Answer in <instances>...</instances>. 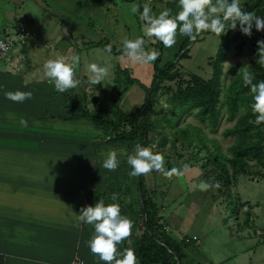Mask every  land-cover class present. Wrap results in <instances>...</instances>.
<instances>
[{
  "label": "crops",
  "instance_id": "crops-1",
  "mask_svg": "<svg viewBox=\"0 0 264 264\" xmlns=\"http://www.w3.org/2000/svg\"><path fill=\"white\" fill-rule=\"evenodd\" d=\"M36 3L0 0V36L22 25L29 39L15 45L12 53L27 45L30 52L44 51V57L47 53L46 61L64 41L59 32L67 22H61L58 14L67 16L57 12L38 21L35 11L47 14L49 4L45 0L40 6ZM67 4L61 0L58 5L66 11ZM68 24L71 30L72 22ZM10 59L0 61V264H103L86 246L92 227L83 222L73 226L80 209L98 200L89 192L103 190L110 174L98 162L94 140L98 130L87 121L51 118L50 114L72 112L62 108V96L52 94L43 76V62L40 70L33 64L32 69L22 66L21 73H11L15 65ZM7 75L18 78V84L5 81ZM18 90L30 91L31 99L19 103L5 97V93ZM21 117L26 124L20 123ZM165 209L161 208L160 216L168 235L178 242L190 238L187 234L179 239L171 236ZM227 222H221L218 240L208 230L193 234L197 242L192 243L200 249L195 254L182 252L179 264H257L251 238L246 235L250 226H229ZM242 241H246L245 249L236 253L233 246Z\"/></svg>",
  "mask_w": 264,
  "mask_h": 264
},
{
  "label": "rangeland",
  "instance_id": "rangeland-1",
  "mask_svg": "<svg viewBox=\"0 0 264 264\" xmlns=\"http://www.w3.org/2000/svg\"><path fill=\"white\" fill-rule=\"evenodd\" d=\"M45 1L49 4L47 7L48 13L44 15L40 10L35 11L40 16V19L37 18L39 19L38 21H45L44 19H46L47 15L51 16L57 12L63 14L65 12L67 16L58 14L61 22H67L66 24L64 23V27L59 32L60 37H63L64 41L60 42L55 51L53 50L48 54V58L54 59L57 56H64L66 60H70L73 54L79 55L80 62L75 71V78L80 83L73 90L75 95H79L85 99L87 107L92 111L97 109V101H99L101 108L106 110H110V108L106 102L102 101L96 85L88 83L89 76L91 75L88 71V65L95 63L107 68V75L100 81V84L104 88L115 87L116 85L123 87L126 85L125 81L127 78L148 86L152 79V64L154 61L148 64L131 62L123 54L122 40L124 38L134 39L136 36L144 35V23L139 16L140 6L144 7L147 4L153 9V13L157 14L164 8L169 9L171 15H174L179 10L177 6L178 0H152L151 2H146L145 0L141 2L102 0L99 5L94 4L90 0H67L68 4L65 5L66 11L58 5L61 0ZM36 2L40 6L42 0H36ZM134 6L138 8V12L135 14L132 12ZM69 20L72 22L71 30L68 28V26H71L68 24ZM223 35L218 37L212 33L203 32L197 41L190 44L187 38L178 35L177 43L173 48H161V65L172 62L178 54L181 45L185 43L187 45L186 49L189 51V59L181 60L177 64V69L182 74L183 80L187 81L190 74H195L205 80L209 79L212 72L210 63L216 56ZM253 35L256 42L257 40H264V35L261 32L255 31V29H253ZM145 40L146 49L158 50L154 38L145 37ZM106 46H110V51L106 50ZM253 51V46L250 42L245 44L240 54H237L233 44L229 46L222 64L221 102L224 100L227 85L234 79H241L245 71L249 72L250 62L254 58ZM10 57L11 62L15 65L14 67L11 66L12 64L9 65L13 70L11 73H19L22 66L32 69L33 64L37 65L35 66L36 70H40L39 65L42 64L41 61L43 64L45 63L47 53L44 57V51L40 52V50L34 49L30 52L29 47L26 45L21 50L18 48ZM15 78V76L7 75L5 81H10L14 86V84H18L19 82L18 78ZM44 79L49 83L45 77ZM7 82H4L3 85L8 86ZM49 84L50 86L52 85L51 83ZM168 88L175 90V83H165L158 93L154 111L159 114V118L168 116V105L166 102ZM143 98V90L134 83L127 87L126 92L118 100L117 105L120 110L131 112L143 102ZM220 112L219 125L215 131L211 130L208 124L198 122L193 114H186L175 127L186 128L189 126L201 129L202 138L206 144L211 147V142L208 139H214L221 152L228 154L227 150L234 143V138L224 137L223 132L234 125L239 114L233 121H229L226 109L222 104ZM175 127L170 126L163 130H158L157 133L153 134V142L149 147L153 152L159 153L164 157L166 169L173 167L182 169L184 165H188L187 170L184 171L182 176L175 174L170 177H165L162 174H149L145 176V183L149 191L157 193L154 198L157 206L160 209L162 207L166 208L163 214L169 226L172 227L171 236L179 239L182 234H187L191 238L193 234H198L203 229L208 230L210 232L209 235L218 240L221 238V232H219L221 222L228 221L229 226L236 225L237 223L240 224L247 210V207L243 208L240 206V203L248 202L250 207H252L248 211L252 214L253 221L250 225V230L246 231V235H248V238H251L252 252L256 253L254 259L257 264H263L264 242H258L260 240L264 241L262 239L264 238V179L258 177L256 174L248 176L239 175L232 187H223L216 180V174L211 171L212 165L206 164L204 160L206 153L200 151L198 145L197 147H187L177 143L174 147H171L170 142L172 141V132L175 130ZM83 135L88 134L83 133ZM97 135L94 140L96 141L98 162L101 164L110 151H116L119 161L118 168L114 171H109V175L107 174V183L103 186V190H106L109 185V179H114L120 184L125 181L127 174L124 172L125 165L123 162L126 155L131 154L132 151L127 150L119 143L107 141L108 137H105L100 131H98ZM162 135H165L170 142L165 147L160 148L158 140ZM99 167L101 166L99 165ZM252 169L253 171L255 170V168ZM202 180L210 185L218 182L219 187H209L206 190H201L198 185ZM133 197H135L134 190L132 197L130 196L126 200L130 201ZM235 208H238L237 214H235L236 217L231 213ZM164 228L167 232L166 226ZM177 228L180 231L177 232ZM133 234L136 237L141 234L138 225L134 229ZM245 244L246 241H242L239 244L235 242L233 246L234 251L237 253L240 249L244 250L245 247L243 245ZM198 249L200 248L195 247L193 243L182 246V252L188 254H195Z\"/></svg>",
  "mask_w": 264,
  "mask_h": 264
},
{
  "label": "trees",
  "instance_id": "trees-1",
  "mask_svg": "<svg viewBox=\"0 0 264 264\" xmlns=\"http://www.w3.org/2000/svg\"><path fill=\"white\" fill-rule=\"evenodd\" d=\"M90 1L96 5L102 2V0ZM119 1L141 2L144 0ZM243 7L247 11H254L255 14L264 16V0H244ZM142 9L143 7L140 6L139 10ZM261 33L264 35V31ZM199 36L196 40L187 39L189 44L197 41ZM247 42L251 43L254 50V58L249 65V73L254 74L255 77L253 82L264 80V67L256 62L258 58L257 44L253 30L250 37L242 35L238 29L228 30L223 35L216 56L210 63L212 72L209 79L205 80L195 74H190L187 81L183 80L182 74L177 69L179 61L189 59L187 45L183 43L172 62L161 65V54L153 62L152 79L148 86L129 78L123 87L116 85L104 88L100 83L97 84L101 99L107 103L110 110L101 108L97 101V109L92 111L87 107L85 99L75 95L73 89L60 93L55 91L51 85L52 94L64 98L62 108L71 111L72 114H50V117H58L66 121H89L105 137H108L107 141L119 143L133 152L137 144L149 147L153 142V134L158 130L177 126L176 124L186 114H193L198 122L208 124L211 130L215 131L219 125L222 104L226 109L229 121H233L239 114L234 125L223 132L224 137L234 138V143L227 150L228 154L221 152L214 139H208L211 142L210 147L202 138L201 129L189 126L186 128L175 127L171 142L165 135H162L158 140V146L163 148L169 142L171 147L177 143L187 147H197L198 145L199 150L206 153L204 160L206 164L212 165L211 171L216 174V180L225 188L232 187L239 175L256 174L264 179V125H257L253 122L255 117L250 108L252 94L243 84L242 78L232 80L226 87L223 102L220 100L222 64L229 46L233 44L237 54H240ZM156 44L161 53L162 44L158 40H156ZM25 47L26 45L23 46V48ZM134 83L144 92L143 102L131 112H124L118 108V100L126 92L127 87ZM165 83H175L176 89H167L168 116L159 118V114L154 111V106L157 103L158 93ZM127 156L128 154L123 163L125 165L124 172L129 178L126 177L122 184L114 179H109L106 190L89 192V195L103 200L106 204L113 202L119 204L121 214L126 216L132 224L130 237L122 246L133 248L138 264H179L183 257L182 246L190 245L192 242L185 243L186 238L182 242L173 240L164 230L165 223L160 216L161 209L154 201L157 193L149 191L145 183V176L133 178L128 175ZM252 168L255 170L253 171ZM133 190L135 197L127 201L126 198L132 197ZM113 193L117 195L116 201L111 200ZM240 206L247 207V210L239 225L249 227L252 223V214L248 210L252 207L248 202L240 203ZM237 210L238 208H235L231 212L235 217ZM137 225L141 234L136 237L133 232Z\"/></svg>",
  "mask_w": 264,
  "mask_h": 264
},
{
  "label": "clouds",
  "instance_id": "clouds-1",
  "mask_svg": "<svg viewBox=\"0 0 264 264\" xmlns=\"http://www.w3.org/2000/svg\"><path fill=\"white\" fill-rule=\"evenodd\" d=\"M244 0H178V11L170 14V10L164 8L159 13H153L147 4L139 10V16L144 21L143 36L134 39L122 40L123 54L133 63L148 64L160 56L157 49H146L145 37L158 40L164 49H171L177 43V36L181 35L189 40H196L203 32H209L216 36L226 34L228 30H239L244 36H251L252 30L264 31V16L247 11L243 7ZM135 14L137 7L132 8ZM257 60L264 67V40H257ZM110 51V46H106ZM80 62V57L73 54L70 60L64 56L48 59L43 64V76L52 84L55 91L63 93L69 89H75L80 81L75 78V71ZM91 73L88 79L90 85H97L107 75V68L95 63L88 65ZM254 74L245 71L243 84L252 94L250 103L251 111L255 117L254 123L264 125V80L254 81ZM30 91H15L5 93V97L14 102L22 103L31 99ZM21 124L26 121L21 117ZM129 166L128 175L136 178L149 174H162L165 177L172 175L182 176L188 165L182 169L175 167L165 168V159L159 153L152 151L150 147L137 144L126 160ZM103 168L114 171L119 166L116 151L107 153L102 160ZM198 187L206 190L209 187H219V183L209 184L200 181ZM117 195L112 194L111 200L116 201ZM78 227L80 222L92 227V235L86 241L89 251L103 264H138L136 254L131 247L122 245L128 241L131 234V221L121 214L118 203H105L96 200L93 205L84 206L76 215Z\"/></svg>",
  "mask_w": 264,
  "mask_h": 264
},
{
  "label": "built area",
  "instance_id": "built-area-1",
  "mask_svg": "<svg viewBox=\"0 0 264 264\" xmlns=\"http://www.w3.org/2000/svg\"><path fill=\"white\" fill-rule=\"evenodd\" d=\"M151 2L152 0H145ZM29 39V34L22 25H18L10 34L0 36V61L7 60L15 45H22ZM185 243L197 242L196 237L186 238Z\"/></svg>",
  "mask_w": 264,
  "mask_h": 264
}]
</instances>
